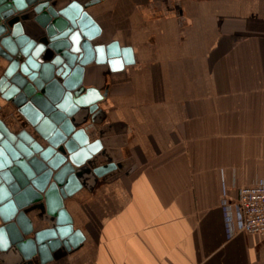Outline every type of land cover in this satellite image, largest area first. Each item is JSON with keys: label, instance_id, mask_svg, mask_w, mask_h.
Masks as SVG:
<instances>
[{"label": "crops", "instance_id": "0c3cea01", "mask_svg": "<svg viewBox=\"0 0 264 264\" xmlns=\"http://www.w3.org/2000/svg\"><path fill=\"white\" fill-rule=\"evenodd\" d=\"M83 12L92 39L81 71L39 51L48 38L31 12L12 39L14 54L23 62L38 49V63L54 68L45 99L66 113L98 110L99 129L112 133L103 144L134 168L100 176L80 169L65 209L82 240L46 264H264V235L226 239L220 208L222 194L231 201L241 186L264 184V0H101ZM0 51L1 75L15 56ZM65 80L80 83L69 90ZM13 115L10 128L37 138L36 127L46 136L57 128ZM44 222L34 230L49 228ZM7 235L0 231V245ZM6 250L0 264L20 262L12 244Z\"/></svg>", "mask_w": 264, "mask_h": 264}, {"label": "water", "instance_id": "95a60500", "mask_svg": "<svg viewBox=\"0 0 264 264\" xmlns=\"http://www.w3.org/2000/svg\"><path fill=\"white\" fill-rule=\"evenodd\" d=\"M52 1L0 0V50L6 46L15 56L0 75V216L5 224L0 231L5 230L9 238L2 239L0 250L7 251L12 244L21 256L16 264H46L64 247L78 246L82 235L70 224L65 201L81 187L77 173L82 167L99 176L116 168L127 173L134 168L130 167L133 160L124 158L120 149L110 147L107 141L103 144L101 138L112 133L99 129L104 116L98 110L81 108L66 113L65 105L45 99L55 83L51 81L54 68L50 63H38V49L59 55L70 66L78 62L74 72L81 71L91 58L92 39L84 29L87 15L83 9L101 0L81 6L74 2L60 10L54 9ZM72 8L74 12H70ZM28 12L35 14L33 19L45 29L48 42L22 62L21 52L14 54L17 48L12 39L22 34V20L30 16ZM0 55L7 56L1 51ZM68 81L62 83L64 89L73 90L80 83L70 87ZM14 111L33 118V126L53 123L57 128L46 136L36 127L41 141L24 129L8 126L9 119L5 118L15 121ZM35 174L39 178L31 180ZM39 208L43 209L42 216ZM28 210L34 220L27 216ZM41 219L50 227L35 231L33 223L37 226ZM30 234L32 238L26 237ZM8 259L17 261L16 253H10Z\"/></svg>", "mask_w": 264, "mask_h": 264}, {"label": "built area", "instance_id": "2783aa9c", "mask_svg": "<svg viewBox=\"0 0 264 264\" xmlns=\"http://www.w3.org/2000/svg\"><path fill=\"white\" fill-rule=\"evenodd\" d=\"M220 208L226 239L240 233L264 235V184L241 186L231 201L222 194Z\"/></svg>", "mask_w": 264, "mask_h": 264}, {"label": "rangeland", "instance_id": "374dc122", "mask_svg": "<svg viewBox=\"0 0 264 264\" xmlns=\"http://www.w3.org/2000/svg\"><path fill=\"white\" fill-rule=\"evenodd\" d=\"M7 118H10V117L7 116Z\"/></svg>", "mask_w": 264, "mask_h": 264}]
</instances>
